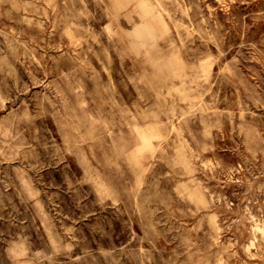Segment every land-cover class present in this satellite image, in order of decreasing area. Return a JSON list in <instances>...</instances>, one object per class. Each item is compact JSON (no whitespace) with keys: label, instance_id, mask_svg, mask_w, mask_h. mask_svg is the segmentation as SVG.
Wrapping results in <instances>:
<instances>
[{"label":"rangeland","instance_id":"374dc122","mask_svg":"<svg viewBox=\"0 0 264 264\" xmlns=\"http://www.w3.org/2000/svg\"><path fill=\"white\" fill-rule=\"evenodd\" d=\"M0 264H264V0H0Z\"/></svg>","mask_w":264,"mask_h":264},{"label":"bare ground","instance_id":"6f19581e","mask_svg":"<svg viewBox=\"0 0 264 264\" xmlns=\"http://www.w3.org/2000/svg\"><path fill=\"white\" fill-rule=\"evenodd\" d=\"M130 12H131V10H130ZM83 106H84V105H83ZM142 138H143L144 143H145L146 145H149V144L151 143V141H150V137H149L148 135H146V134H142Z\"/></svg>","mask_w":264,"mask_h":264}]
</instances>
